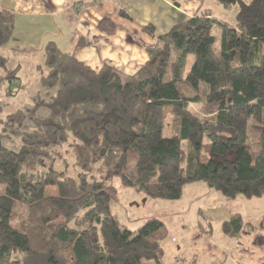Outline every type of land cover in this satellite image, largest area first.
I'll return each instance as SVG.
<instances>
[{
  "label": "trees",
  "instance_id": "16d2710c",
  "mask_svg": "<svg viewBox=\"0 0 264 264\" xmlns=\"http://www.w3.org/2000/svg\"><path fill=\"white\" fill-rule=\"evenodd\" d=\"M218 1L239 4L235 25L204 11L165 35L144 28L155 43L126 82L110 65L96 72L46 44L41 85L55 94L0 120V264H163L164 223L122 230L112 213L115 179L154 200H179L199 181L227 200L264 197V0ZM15 22L0 9V49L14 39ZM99 28L116 24L103 19ZM70 136L77 178L55 168ZM10 137H20L19 152L3 146ZM253 231L238 213L222 224L238 241Z\"/></svg>",
  "mask_w": 264,
  "mask_h": 264
},
{
  "label": "rangeland",
  "instance_id": "374dc122",
  "mask_svg": "<svg viewBox=\"0 0 264 264\" xmlns=\"http://www.w3.org/2000/svg\"><path fill=\"white\" fill-rule=\"evenodd\" d=\"M241 1L251 2V0ZM81 9H84V6ZM207 10L220 21L235 25L240 6L235 4L226 8L218 0H203L199 14ZM32 20L26 19L28 23L24 25L25 19L19 18L18 22H22L23 25L22 29L18 28L14 39L0 49V120H5L7 116L18 110L32 108L37 96L47 99L48 95L55 94L54 90H49L48 93L42 87V71L38 67L44 64V50L40 45V41L44 39V21L38 19L43 30L36 31L35 25H38L39 22L36 23L35 19ZM32 23L34 26L31 25ZM222 29L219 24H215L212 29V34L217 39L216 48L218 50L221 49ZM18 35L19 37H17ZM44 72H47L45 68ZM15 77L18 79L16 82ZM121 78L123 82L128 80L122 76ZM186 93L190 92L186 91ZM192 109L196 113L202 110L201 106L196 105L192 106ZM46 114V112H42V115ZM166 117L165 127L172 119L169 111ZM3 146L19 152L22 147L21 139L20 137L5 138ZM60 152L61 154L57 155L56 170L65 172L68 177L77 178L83 171L78 160L80 152L76 149L73 137L70 136L69 143L64 145ZM187 156L188 154L185 152L182 163L184 169L188 167L189 163ZM204 156L206 157V155ZM129 172L134 173L133 166L129 167ZM114 184L118 189V199L112 204V213L122 230L137 231L151 218L159 219L164 223L167 237L162 242L163 264H207L201 256L199 260V257L195 255L192 245L195 242L190 241V238L200 236L201 246L211 241L209 243L214 247L219 248L220 246L223 249H228L229 243H232L233 240L222 232L223 222L238 212L242 213L247 220L255 219L253 217L259 211L264 210V197L246 199L239 196L234 200H227L220 192L210 190L202 181L186 185L181 198L173 201L150 199L135 189L125 188L119 179H115ZM47 193L55 195L56 189L49 188ZM144 264L155 263L145 261ZM226 264L231 263L229 261Z\"/></svg>",
  "mask_w": 264,
  "mask_h": 264
},
{
  "label": "crops",
  "instance_id": "0c3cea01",
  "mask_svg": "<svg viewBox=\"0 0 264 264\" xmlns=\"http://www.w3.org/2000/svg\"><path fill=\"white\" fill-rule=\"evenodd\" d=\"M90 3L93 5L81 9ZM202 4L203 0H0V9L16 15L15 35L23 26L19 18L35 19L36 23L41 19L43 50L48 42H55L93 70L107 64L129 79L147 62V50L155 43L144 28L153 26L156 36L165 35L194 15L200 16ZM103 19L118 28L112 33L100 30ZM40 24L35 25L36 31L43 30ZM238 214L245 219L242 213ZM253 218L245 219L254 225L250 238L232 239L228 249L214 247L211 241L201 246L200 236H193L189 240L195 242V255L207 264H264V210Z\"/></svg>",
  "mask_w": 264,
  "mask_h": 264
}]
</instances>
